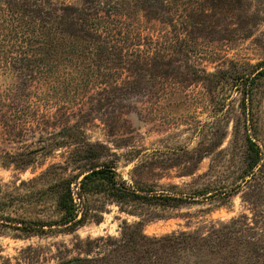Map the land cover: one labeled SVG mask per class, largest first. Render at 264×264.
I'll use <instances>...</instances> for the list:
<instances>
[{
	"label": "rangeland",
	"instance_id": "obj_1",
	"mask_svg": "<svg viewBox=\"0 0 264 264\" xmlns=\"http://www.w3.org/2000/svg\"><path fill=\"white\" fill-rule=\"evenodd\" d=\"M243 3L247 7L241 10L218 11L213 23L215 34L193 29L186 32L183 28L175 31L143 17L135 22L145 34L165 37L160 39L163 43H175L180 37L176 46L184 54L170 58L177 70L173 76L164 73V66H158L159 70L141 76L126 71L115 76L113 83L120 86L115 89L100 84L105 78H94L97 82L92 86L81 76L74 77V86L59 85L58 81L33 89L30 84L19 85L12 64L0 60V198L46 187L48 180L35 185L30 181L40 178L54 164L68 163L75 147L30 155L47 145V140L39 143L41 137L47 139L65 126L97 145L94 150L99 158L93 163L111 164L131 188L148 187L172 194L176 189L191 193L231 183L242 170L245 153L244 136L234 129L240 95L225 86L218 74L232 63L242 67L264 63V0ZM188 66H193L197 74L202 68L209 74L199 73L201 78L197 80L196 70H187ZM226 96L234 101V110L225 116L226 108L223 116L214 99ZM253 109L258 126L253 139L264 151V82L257 84ZM67 166V176L82 172ZM45 205L46 211L40 214L31 207L24 210L26 204L8 213L25 219L55 217L51 213L54 203ZM89 209L88 222L72 234L15 239L14 233L0 230V264H61L74 258H97L107 254L114 241L136 230L130 226L139 224L142 232L153 238L204 234L233 219L254 217L253 206L243 194L234 196L225 206L201 199L197 204L167 209L132 203L121 208L94 195Z\"/></svg>",
	"mask_w": 264,
	"mask_h": 264
},
{
	"label": "trees",
	"instance_id": "obj_2",
	"mask_svg": "<svg viewBox=\"0 0 264 264\" xmlns=\"http://www.w3.org/2000/svg\"><path fill=\"white\" fill-rule=\"evenodd\" d=\"M245 7L243 0H79L78 3L0 0V60L12 64L21 86L30 84L38 89L58 81L59 85L74 86V77L81 76L92 86L97 82L94 78H105L100 84L105 89H115L120 87L118 82L113 83L115 76L125 71L141 76L164 66V73L173 76L177 70L170 58L173 54H184L176 46L180 37L175 43H163L160 39L165 37L145 34L138 27L135 22L140 17L169 25L175 31L183 28L186 32L193 29L215 34L213 23L218 11ZM166 55L170 57L166 59ZM192 67L188 66L187 70H196ZM194 72L197 80L201 78L199 73L209 74L203 68L198 69V74L197 70ZM218 76L225 86L240 95L239 119L234 129L236 134L241 132L244 136L245 153L242 170L231 183L191 193L176 189L172 194L157 193L148 187L131 188L118 177L111 164L93 163L99 158L94 150L97 145L65 126L50 133L47 139L41 137L39 143L47 140V145H41L30 155L75 147L68 163L54 164L40 178L30 181L35 185L48 180L46 187L26 195L0 198V230L14 233L15 239L75 233L88 222L90 197L94 195L103 196L121 208L132 203L167 209L197 204L201 199L225 206L234 196L243 194L244 200L253 206L251 220L243 216L213 226L204 234L153 238L142 232L140 224L130 226L136 230L114 241L107 254L92 259L74 258L61 264H264V151L253 139L258 132L253 103L257 84L264 82V63L247 67L232 63L230 68L219 71ZM214 102L219 112L228 109L223 116L234 110L231 97H216ZM82 162L84 165H80ZM67 165L82 172L67 176ZM49 201L54 203L51 213L55 217L25 219L8 213L19 204H26L24 210L31 207L38 210L37 214L44 213Z\"/></svg>",
	"mask_w": 264,
	"mask_h": 264
}]
</instances>
